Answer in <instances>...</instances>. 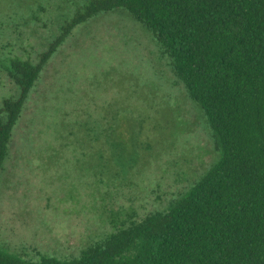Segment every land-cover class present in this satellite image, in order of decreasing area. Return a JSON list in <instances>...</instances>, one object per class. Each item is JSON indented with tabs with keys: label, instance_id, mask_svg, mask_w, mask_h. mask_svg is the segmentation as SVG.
<instances>
[{
	"label": "rangeland",
	"instance_id": "374dc122",
	"mask_svg": "<svg viewBox=\"0 0 264 264\" xmlns=\"http://www.w3.org/2000/svg\"><path fill=\"white\" fill-rule=\"evenodd\" d=\"M89 1L0 0V104L19 93L8 61L34 63ZM205 120L127 10L77 26L14 129L0 173V244L35 262L70 259L165 211L219 159Z\"/></svg>",
	"mask_w": 264,
	"mask_h": 264
},
{
	"label": "trees",
	"instance_id": "16d2710c",
	"mask_svg": "<svg viewBox=\"0 0 264 264\" xmlns=\"http://www.w3.org/2000/svg\"><path fill=\"white\" fill-rule=\"evenodd\" d=\"M120 9L153 34L202 110L219 159L165 211L78 257L35 262L0 244V264H264V0H90L34 63L8 61L19 93L0 104V173L53 54L77 26Z\"/></svg>",
	"mask_w": 264,
	"mask_h": 264
}]
</instances>
